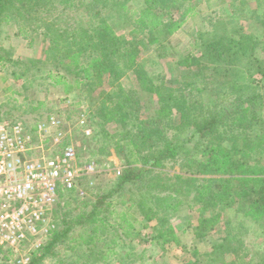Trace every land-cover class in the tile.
Masks as SVG:
<instances>
[{
  "label": "trees",
  "instance_id": "obj_1",
  "mask_svg": "<svg viewBox=\"0 0 264 264\" xmlns=\"http://www.w3.org/2000/svg\"><path fill=\"white\" fill-rule=\"evenodd\" d=\"M186 1L0 0V32L4 23L14 22L19 34L31 36V43L35 34L42 35L46 65L57 63L79 76L78 83L86 90L99 89L92 115L104 122L91 138L98 139L107 132V124H114L120 125L126 139L117 145L126 153V165L112 188L94 193L92 209L76 219L63 215L62 207L78 194L63 193L53 209L55 230L27 264H41L54 254L76 225L88 226L84 234L88 256L109 264L110 256H120L112 242L104 241L114 217L122 235L146 221L152 240L177 242L179 223L174 217L183 207L194 212L188 216L193 218L188 226L195 238L207 237L221 222L230 225L232 214L238 220L241 214L242 223L246 219L258 223L264 233V0L250 3L263 34L249 32L236 17L247 1L240 0V7L232 0V17L216 24L211 38L202 39L198 53L180 55L176 73L172 70L157 82L145 65L141 46H148L147 40L163 45L179 29L196 12V6L180 11ZM41 11L51 16L37 24ZM65 14L70 23H63ZM234 24L238 26L230 28ZM8 53L0 41V66L11 64L15 73L19 65L27 71L32 68L35 59L15 60ZM40 60H36L39 66H45ZM56 72L49 70V77ZM210 87L211 104L198 95ZM42 105L45 101L40 100L33 109ZM168 162L179 163L181 169L171 174L165 169ZM96 183L91 189L99 190ZM128 184L132 205L117 211L112 198L124 195ZM96 221L104 222L101 230L93 225ZM115 237L121 235L116 231ZM244 249L242 237L230 230L212 241L206 256L213 264H249L239 257ZM193 254H199L198 248ZM1 264L18 263L5 258ZM121 264L134 260L127 257ZM256 264H264V250Z\"/></svg>",
  "mask_w": 264,
  "mask_h": 264
},
{
  "label": "rangeland",
  "instance_id": "obj_2",
  "mask_svg": "<svg viewBox=\"0 0 264 264\" xmlns=\"http://www.w3.org/2000/svg\"><path fill=\"white\" fill-rule=\"evenodd\" d=\"M231 1L187 0L184 4L185 7L180 11L185 13L196 6V12L194 14L188 13L187 21L163 45L160 42L149 43L148 40L145 41L144 45L148 43V46H141L143 49L142 56L146 58L145 65L149 73L155 77V81H160L163 76H170L172 70L175 73L177 72L176 61L180 55L200 51L202 39L211 38V34L216 29V24L219 21L226 22L232 17L230 15V11H232ZM236 1L238 6L241 7L240 0ZM246 1L248 4H246V7L242 5L243 7L237 11L238 16L236 17L249 32L261 35L263 29L260 28L252 16L254 7L250 3L255 0ZM52 11H49V13L52 14ZM49 13L41 11L40 20L36 23H41L43 18L50 17L51 14ZM246 14L247 16H245ZM68 16V14L63 15L64 22L63 20L61 22L70 23ZM229 26L232 28V26L236 27L238 24ZM230 28L229 31L232 32ZM18 30L19 27L14 22H7L2 26L0 41L3 47L8 49V57L15 60H26L28 58L35 60L31 66L32 68L28 71L25 69V65H19L16 73L14 70L17 68L11 66V64H7L5 67L0 66V120L20 121L32 126L45 121L48 115L56 116L63 122L61 129L68 132L73 141L80 143L79 156L81 163L95 159L101 166L108 168L106 171H102L96 179L99 190L97 188L91 189L84 181L82 185L84 192L81 194L75 191L78 195L76 194L77 196L72 201L62 207L63 215H67L68 219H76V215L92 209L97 199L94 193H100L101 191L105 193L112 188L119 176L116 174V170L118 168L123 170L125 167L126 153L124 150L117 148L118 144H125V132L121 131L120 125L107 124L105 126L106 133L102 132L98 139L91 138L95 130L100 129V123L102 126L103 121L100 116L92 115L94 110L93 98L98 99L100 97L97 93L100 92L99 89L94 92L86 90L84 86L78 83L79 76L68 73L61 65L56 66L57 63L52 62L55 67L52 66L53 64L46 65L44 54L46 41L43 36L35 34V43H31V36L19 34ZM40 59L43 60L45 66H39L36 60ZM49 70H57L56 73L58 74L55 77H49ZM58 80L61 82H58ZM127 83V87H132L131 83L128 81ZM9 86H12V89H8ZM251 90V86L245 88L247 92ZM198 95L200 100L211 104V87L206 88L203 94ZM142 96L145 101H148L146 95L143 94ZM40 100L45 101V105L36 110L33 109V107L38 106ZM84 118L88 119L92 127L93 132L90 136L84 134L83 125L80 124V120ZM54 130L55 128H52L50 131ZM103 146L104 151L101 150ZM167 164L165 169L170 170L171 174L181 169L179 163L168 162ZM128 187H130V184L126 186L125 191L122 190L125 193L124 195L116 194L112 198L115 203L117 202L115 205L117 211L126 210L128 206L132 205L133 197L126 192ZM181 198L184 199L185 197ZM193 213L189 207H183L177 212L174 220L179 223L176 225L179 240L166 243H163V240H152L150 238L149 232L151 230H149V222L146 221L136 223L135 228L128 235H122L123 229H119L117 225L114 226V223H116L114 217L109 221L112 227L109 228L107 232L109 234L107 238H104V241L107 245L112 242L111 246L117 247L116 250L120 252V256H110L109 264H121V262L127 260V257L129 260H134V264H213L211 260H208L206 253L211 251V243L216 237H220L221 234L226 235L230 230L239 234L245 243L246 249L240 253V259L248 261L249 264H256L259 261L260 253L264 250V233L262 226L258 223L248 219L242 223L241 214L240 220L232 214L233 223L230 225L221 222L218 230L210 232L207 237L195 238L192 232L193 228L188 226V219H193L188 216ZM145 223L148 226H145ZM109 224L106 228L109 227ZM93 225L101 230L104 222L96 221ZM86 227L76 225L65 242L58 244L54 248V254H48L41 264H81L83 262L87 264H104V261L98 260L99 257H90L88 256L89 253L86 252L84 246ZM116 231L121 235L118 240L115 237ZM195 247L198 248L199 254L201 252L203 255H194L193 250ZM107 251L108 249H105L106 253ZM28 252L30 250L25 249L21 253L28 254ZM129 254L131 255L128 256ZM17 256L11 250H6L4 258H8L10 261ZM0 262H2L1 259Z\"/></svg>",
  "mask_w": 264,
  "mask_h": 264
},
{
  "label": "built area",
  "instance_id": "obj_3",
  "mask_svg": "<svg viewBox=\"0 0 264 264\" xmlns=\"http://www.w3.org/2000/svg\"><path fill=\"white\" fill-rule=\"evenodd\" d=\"M62 123L53 115L32 126L0 120V264L6 250L18 255L9 262L27 264L56 228L53 209L61 195L82 194L84 181L93 186L108 169L95 159L81 163L80 143L61 129ZM80 124L90 136L88 119ZM121 173L118 168L116 174ZM25 249L30 252L22 254Z\"/></svg>",
  "mask_w": 264,
  "mask_h": 264
}]
</instances>
